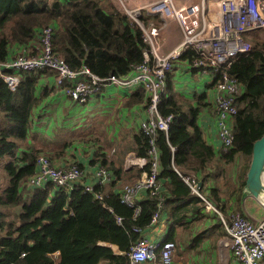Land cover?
<instances>
[{
  "label": "trees",
  "instance_id": "trees-1",
  "mask_svg": "<svg viewBox=\"0 0 264 264\" xmlns=\"http://www.w3.org/2000/svg\"><path fill=\"white\" fill-rule=\"evenodd\" d=\"M148 20L142 17L145 27ZM47 27L53 29L55 54L73 70L86 68L102 79L135 74L151 49L142 28L108 0H0V63L17 55L38 56L42 32ZM253 38L259 40L253 42ZM246 39L252 50L233 58L227 69L236 78L239 92L235 96L237 113L231 121L233 144L226 151L222 149L218 164L213 162V152L199 139L197 118L202 106L186 114L173 95L161 99L159 111L165 117L173 116V122L168 134L158 132L154 139L159 169L163 167L159 179H170V192L175 198L190 193L182 176L206 175L203 179L215 180L221 163L232 164L237 155L249 158L241 175L242 187H246L253 145L264 133V37L253 34ZM15 44L21 48L19 53L12 51ZM182 58L192 64L197 55L188 51ZM5 74L17 76L19 82L13 90L0 80V162L8 159L0 177L6 183L0 187V264H129L140 231L152 225L159 211V199L149 194L148 199L139 201L140 213L136 215L133 208L122 203L121 192L113 188L107 192L105 184H96L93 192L86 191V174L67 188L51 182L41 188L28 187L27 180L38 172V158L51 157L35 149L29 136L33 113L50 93L44 88L39 94V84L45 76L55 77V73L45 69ZM140 91V101L144 98L146 104V93ZM193 134L198 145H194ZM134 145L137 156L147 160L136 183L143 171L151 170V138L140 129ZM194 149L202 153L199 163L188 156V150ZM74 165L86 173L81 164ZM177 166L185 167L182 176L175 171ZM209 168L211 171L205 172ZM107 170L111 180L120 172L114 166ZM213 193L217 195L216 190ZM97 194L103 198L97 199ZM168 240L175 238L172 235Z\"/></svg>",
  "mask_w": 264,
  "mask_h": 264
},
{
  "label": "built area",
  "instance_id": "built-area-1",
  "mask_svg": "<svg viewBox=\"0 0 264 264\" xmlns=\"http://www.w3.org/2000/svg\"><path fill=\"white\" fill-rule=\"evenodd\" d=\"M203 0L200 4L176 8L172 0L158 2L131 8L127 0H117L120 11L135 21L144 32V39L150 45V51L145 53L144 63L137 67L136 73L126 77L111 76L99 78L88 69L73 70L68 63L55 54L53 49V29L47 27L42 32V51L38 56L27 57L17 55L7 63H0V80L15 89L19 82L17 76L5 74L6 71H54L56 87L64 90L66 95L79 105L87 104L94 96L100 94L107 86L123 87L131 90H144L146 93L147 119L140 127L143 133L151 138L149 151L151 170L143 178L132 185L123 187L121 201L133 208L136 215L140 213L136 197L147 191L152 198L159 199V211L152 219V226L161 219L168 195H163L162 182L159 179L158 153L154 139L158 132H170L173 116H163L159 111L161 99L167 90V75L173 72L176 62L188 51H193L197 58L193 60L194 70L208 73L217 85L215 97L219 139L224 151L228 150L234 140L231 121L237 113L235 96L239 85L235 77L227 69L231 60L239 54L249 53L252 44L247 36L262 32L264 36V0H218V11L209 10V2ZM206 6L208 11L206 12ZM159 15L169 24L179 25L183 35L182 44L170 51L163 52L152 47L155 30L145 27L142 23L144 12ZM38 172L27 180V186L33 189L41 188L51 182L59 188H67L85 176V171L74 164L60 166L47 157L40 156L37 160ZM95 178L96 184H106L111 180V173L100 167ZM190 192L201 198L204 203L200 181L195 177H183ZM94 184H88L86 191L93 192ZM102 199V194L96 195ZM208 201V200H207ZM264 207V202L258 200ZM208 210L214 211L225 230L227 246L238 264H264V218L252 220L242 214H232L229 218L208 201ZM121 223V219L117 220ZM141 238L136 241L129 254V264H175L177 244L173 241L155 242L148 240L140 231ZM58 255V253L56 254Z\"/></svg>",
  "mask_w": 264,
  "mask_h": 264
},
{
  "label": "crops",
  "instance_id": "crops-1",
  "mask_svg": "<svg viewBox=\"0 0 264 264\" xmlns=\"http://www.w3.org/2000/svg\"><path fill=\"white\" fill-rule=\"evenodd\" d=\"M116 1L108 0L118 8ZM158 1L160 0H127V4L131 8H136ZM202 2L203 0H172V4L176 8ZM209 10L218 11V0L209 2ZM207 11L208 7L206 6ZM144 16L149 18L147 26H151L150 30H155L152 47L167 53L182 44L183 35L179 25L174 22L167 24L159 15H150L147 11L144 12ZM160 23L162 26H159ZM20 50L21 48L16 44L12 49L15 53H19ZM44 88L48 89L50 93L33 113V129L29 136L32 146L50 155L57 165L81 164L86 170L88 184L96 185L95 174L100 167L108 169L114 166L119 169L120 172L112 178L114 187L110 185L112 180L105 184L107 192L112 188L122 192L124 185L136 181V176L147 164L146 158L137 156L134 145V137L140 133V125L148 116L144 98L140 101L138 95L142 91L107 86L87 104L79 105L72 101L63 89L56 87L54 75L45 76L41 80L38 93L42 94L45 91ZM216 88L217 85L210 74L194 70L188 58H182L177 61L168 78L167 90L163 98L166 99L173 95L182 104L186 114L192 108L196 109L202 106L197 118L198 127L201 130L199 139L205 147L213 152V162L218 164L216 159L222 151V143L219 139L215 110ZM188 130L193 133L191 126ZM195 139L196 136L193 134L194 145H198V141L196 142ZM200 154L202 153L196 149L188 150V156L190 155L194 162L199 163L198 156ZM211 157L210 154V159ZM235 158L239 165L232 170H230L231 163H221L224 167L225 177L228 176L230 170L235 187L226 184V179L223 180V185L219 186L216 185L217 181L210 177L203 179L206 175L198 177L193 174L188 175L200 181L206 198L205 203L191 192L186 196L175 198L170 192L172 190L170 179H162L163 195H168L170 199L164 202L165 205L158 224L145 229L143 236L150 241L162 242L173 235L175 238L173 242L177 244V247H181L182 243L187 241L191 245V237L196 238L200 233L207 235L211 228L218 227L221 230V236L216 238L218 248L209 252L214 256V258H210L209 264H238L226 249L228 248L227 237H224L226 233L221 226L219 217L214 211L207 209L209 201L216 208V203H218L221 208L217 209L227 218L235 212L242 213L252 220L264 218V209H262L264 207L258 199L249 195L246 187L244 189L242 187L241 175L249 158L245 155H237ZM6 160L8 161V159ZM105 163H107L106 166H104ZM1 166L3 167V165ZM239 167L241 170L238 173ZM181 170H185V167L177 166L175 168L180 176H182ZM207 171H211V169H205V172ZM248 171L249 169L246 173V180ZM159 172H163L161 165ZM146 174L147 171H143L141 178ZM219 188L224 194L214 195L213 190L217 191ZM148 195L147 191H142L136 197L137 204L139 201L148 199ZM186 232H190L189 238L188 234H185ZM209 243L213 244V241ZM222 259L223 263H221ZM177 263L204 264L205 261L195 255L187 258L186 262H182L178 254L175 264Z\"/></svg>",
  "mask_w": 264,
  "mask_h": 264
},
{
  "label": "rangeland",
  "instance_id": "rangeland-1",
  "mask_svg": "<svg viewBox=\"0 0 264 264\" xmlns=\"http://www.w3.org/2000/svg\"><path fill=\"white\" fill-rule=\"evenodd\" d=\"M116 5L121 9V6L118 4L117 1H116ZM151 21H152V19H151ZM159 26H162V23H160ZM256 36L257 37H264V36H262V32L261 31L257 32ZM253 40H252L253 42H256L259 39L253 38ZM215 110H216V107H215ZM251 158H252V156H251ZM250 163H251V160H250ZM0 164L3 165V171H5L4 167L8 164V161L7 160L4 161V162L2 161V162H0ZM1 165H0V177H1V174H3V172L1 171V167H2ZM238 165H239V163L237 162V160L234 161L231 164V166H230V170L238 167ZM230 170L228 172V176L225 177L223 165H220L218 167L217 172L213 176V178L217 181L216 185L222 186L223 185V180L226 179V184L228 183L230 186L235 187V185L233 184V178H231V176H230L231 175ZM240 170H241V167L238 168V170H237L238 173H239ZM4 185H6V183H4L2 178H0V187H2ZM127 185H130V184H126L123 187H125ZM218 193L219 194L220 193L224 194V192L222 191L221 188H219L217 190V194ZM210 199H211V197H210ZM216 206L218 208H221L218 203H216ZM262 209H264V208H262ZM236 213H239V212H235L234 215H237ZM247 218H249V217H247ZM249 219H251V218H249ZM189 233L190 232H186L185 233V234H188V238H189ZM220 236H221V230L218 227H214V228H211L208 231L207 235H205L204 233H200V234H198V236L196 238L191 237V240H190L191 245H189V241H187L188 244H187V242L186 243H182V245H181L182 248L181 247H177V253L175 255V257H176V261L175 262H177L178 254H179L180 255V259H181L182 262H186L187 258L196 255L198 258H201L203 261H205L204 264H209L210 258H214V256L209 254V252L211 250H216L218 248V244L216 243V238L220 237ZM224 237H226V235H224ZM178 241H180V240H178ZM212 241H213V244L209 243V242H212ZM224 247L226 248L225 244H224ZM226 249L229 250L228 248H226ZM229 253H230V256L232 257L230 251H229ZM223 262L224 261L222 259L221 263H223Z\"/></svg>",
  "mask_w": 264,
  "mask_h": 264
},
{
  "label": "water",
  "instance_id": "water-1",
  "mask_svg": "<svg viewBox=\"0 0 264 264\" xmlns=\"http://www.w3.org/2000/svg\"><path fill=\"white\" fill-rule=\"evenodd\" d=\"M264 133L253 145L246 188L249 195L264 202ZM200 186H202L200 184Z\"/></svg>",
  "mask_w": 264,
  "mask_h": 264
},
{
  "label": "bare ground",
  "instance_id": "bare-ground-1",
  "mask_svg": "<svg viewBox=\"0 0 264 264\" xmlns=\"http://www.w3.org/2000/svg\"><path fill=\"white\" fill-rule=\"evenodd\" d=\"M263 181H264V177H263Z\"/></svg>",
  "mask_w": 264,
  "mask_h": 264
},
{
  "label": "clouds",
  "instance_id": "clouds-1",
  "mask_svg": "<svg viewBox=\"0 0 264 264\" xmlns=\"http://www.w3.org/2000/svg\"><path fill=\"white\" fill-rule=\"evenodd\" d=\"M223 149V148H222Z\"/></svg>",
  "mask_w": 264,
  "mask_h": 264
}]
</instances>
